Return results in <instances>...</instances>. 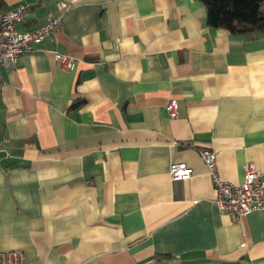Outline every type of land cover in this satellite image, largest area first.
Returning <instances> with one entry per match:
<instances>
[{
    "label": "crops",
    "instance_id": "obj_1",
    "mask_svg": "<svg viewBox=\"0 0 264 264\" xmlns=\"http://www.w3.org/2000/svg\"><path fill=\"white\" fill-rule=\"evenodd\" d=\"M18 5L19 31L62 25L0 68V251L27 264H264V210L221 216L199 156L214 151L227 182L248 163L264 179V34L209 27L198 0H0ZM172 164L190 175L172 180Z\"/></svg>",
    "mask_w": 264,
    "mask_h": 264
},
{
    "label": "built area",
    "instance_id": "obj_2",
    "mask_svg": "<svg viewBox=\"0 0 264 264\" xmlns=\"http://www.w3.org/2000/svg\"><path fill=\"white\" fill-rule=\"evenodd\" d=\"M63 4L59 9L67 10ZM26 6L18 5L9 11L0 9V68L13 69L18 58L30 51L34 44L41 42L46 36L61 28L62 21L58 16H49L47 21L32 31H19L17 25L23 20ZM60 67L73 71L75 62L62 55H56ZM169 119H174L178 112L176 100H170L165 106ZM199 156L206 166L211 179L215 199L214 203L221 216L227 217L231 223H239L242 218L254 211L264 210V179L254 165L248 163L243 172V180L230 183L223 180L217 170L216 153L210 149H202ZM172 180H180L190 175L184 164H172L169 168ZM0 264H27L21 250L0 251Z\"/></svg>",
    "mask_w": 264,
    "mask_h": 264
},
{
    "label": "trees",
    "instance_id": "obj_3",
    "mask_svg": "<svg viewBox=\"0 0 264 264\" xmlns=\"http://www.w3.org/2000/svg\"><path fill=\"white\" fill-rule=\"evenodd\" d=\"M209 27L233 35L264 34V0H198Z\"/></svg>",
    "mask_w": 264,
    "mask_h": 264
}]
</instances>
